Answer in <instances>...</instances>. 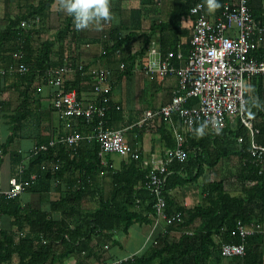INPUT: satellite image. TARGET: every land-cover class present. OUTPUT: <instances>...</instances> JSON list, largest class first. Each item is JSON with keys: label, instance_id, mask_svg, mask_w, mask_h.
<instances>
[{"label": "trees", "instance_id": "1", "mask_svg": "<svg viewBox=\"0 0 264 264\" xmlns=\"http://www.w3.org/2000/svg\"><path fill=\"white\" fill-rule=\"evenodd\" d=\"M57 1L24 0L23 7L16 13L0 17V65L24 64L28 68L24 75L4 76V80L9 77L16 80L17 99L8 121L9 136L5 142L0 140V153H11L14 157L12 176L17 175L20 164L24 163V179L31 174L38 175L36 181L25 189L26 193L47 195L54 192L58 195L57 200L50 201L48 210L24 205L19 197L0 198V220L2 217L13 220L9 231L2 230L0 226V264L9 263L14 257L18 260L17 264H54L61 258L89 251L94 237L111 238L113 233L126 232L134 224H151L150 215L154 214V196L144 187L147 168L142 160H126L119 170L105 167L100 163V148L95 140H83L77 147L59 143L37 154L30 151L25 162L21 161V155L9 152L15 140L28 136L26 132L32 133L34 147L47 145L51 140H58L72 132L83 136L95 135L96 118L88 123L79 121L73 125L72 131L57 134L50 123H42L38 108L29 103L31 97L40 106V97L36 99L35 95L41 96L38 88L48 85V70L68 63L75 66L79 62L76 56H65L69 39L76 33L73 18L67 13L52 39L35 41L48 30L51 9ZM226 1L217 0L220 7L209 13L210 16H218ZM138 2L144 7L131 9L129 17L124 20L121 13L118 16L112 13L111 23L114 25L104 34L102 51L93 61L112 71V91L120 89L122 82L130 80L136 60L146 55L152 40L157 39L164 54L180 48L187 57L189 42L180 44L186 30L183 23L190 20L189 10L195 3H202L208 11L205 0H173L166 20L161 23L159 14L162 5H158L156 0ZM252 2L254 0L248 1L251 15L264 26V0H259L263 5L258 8H253ZM151 16L155 19L150 21ZM148 19L150 26L143 30L142 23ZM1 20L5 23L2 24ZM23 21L27 23V28L20 27ZM136 41H141V45L132 52L130 44ZM20 53L23 54L21 59ZM253 55L264 59V49L258 48ZM120 63H125L123 73L119 72ZM87 66L89 64L85 68ZM252 79L247 82L251 85L254 101L249 93L246 105L252 127L258 132L254 141L264 148V88L260 79L258 83L254 81L257 79ZM35 81L39 83L36 88ZM86 81L76 72L64 77L63 89L65 92L76 90L80 97L83 91H90L84 83ZM196 105L197 102L192 100L185 107ZM49 112H54L52 107ZM122 118V111L110 110L106 116L108 126L112 128ZM144 125L150 126V130L165 141L166 148L171 147L173 129L183 134L182 124L176 116L172 124L163 118H156ZM201 126L204 125L196 123L194 130L185 134L186 162H173L167 168L171 174L164 189L166 212H179L183 222L166 226L148 252L134 256L127 264H264V163L250 154L248 131L238 119H228L226 128L218 136H213L205 126L204 134L198 135L197 129ZM239 138L242 142H238ZM228 162L235 163L234 174L202 183L199 205L186 209L168 195L199 180L207 170L212 171ZM53 164L58 165V170L52 169ZM43 167L45 170H42ZM105 176L109 179V191H105L102 185ZM229 179L240 185L238 195L226 188ZM237 222L258 226L260 233L244 239L233 236L231 232ZM225 243L243 245L244 256L221 257L220 247Z\"/></svg>", "mask_w": 264, "mask_h": 264}, {"label": "built area", "instance_id": "2", "mask_svg": "<svg viewBox=\"0 0 264 264\" xmlns=\"http://www.w3.org/2000/svg\"><path fill=\"white\" fill-rule=\"evenodd\" d=\"M158 4L162 0H156ZM249 0H227L221 13L211 17L202 3H195L189 10L191 22V36L189 39L188 56L184 58L179 51L161 53L157 45L148 47L145 56L136 61L134 70L141 75L156 81H164L170 77L178 79L179 90L172 96L170 102L156 110H147L144 117L136 125L156 118H163L172 124L173 117L180 120L183 134L172 130L173 141L161 155L151 156L144 164L147 168L144 187L154 196V214L150 215L153 225L163 223L165 226L180 225L183 220L179 212H166V196L164 189L167 177L171 174L167 170L173 162L184 163L187 160L185 150V134L192 132L196 123L203 124L207 130L218 136L226 128L227 120L238 119L248 131L250 138V154L264 163V148L258 146L254 136L258 132L252 127V119L248 114L245 88L246 78L264 79V59H259L253 53L258 49L264 38V26L255 21L248 7ZM196 8L197 11L192 10ZM21 28H27L25 21ZM23 54H19L21 59ZM173 61L179 63L174 65ZM81 61L75 66L63 65L47 71L48 86L51 87V107L59 120L67 121V127L72 128V122H92L97 119L95 135L83 136L72 132L58 140H51L47 145L33 147L31 153L47 151L56 144L77 147L83 140H95L100 148L98 153L101 165L112 168L111 156H118L125 160L140 161L141 150L126 141V129H114L108 126L106 116L110 110L121 111L120 105L113 100L111 87L112 71L101 66H87ZM125 63H120L119 72L123 73ZM28 68L24 64L3 67L0 65V77L6 75H24ZM79 72L87 81L90 88L85 98L78 97L76 90L67 92L63 89L64 77ZM196 101L197 105L185 107L189 101ZM238 142H242L239 138ZM25 163L20 164L16 176L9 178L6 189H0V198L15 199L25 189L36 181L38 175L31 174L28 179L23 178ZM58 170V165H52ZM45 170V167L42 168ZM260 233L259 227L253 224L245 225L237 222L233 236L244 239ZM155 244V241L153 242ZM244 246L241 244L225 243L220 247L223 258L243 257ZM136 254L107 261L102 264H127Z\"/></svg>", "mask_w": 264, "mask_h": 264}, {"label": "crops", "instance_id": "3", "mask_svg": "<svg viewBox=\"0 0 264 264\" xmlns=\"http://www.w3.org/2000/svg\"><path fill=\"white\" fill-rule=\"evenodd\" d=\"M23 1L24 0H14V1L0 0V17L1 18L3 17L2 9L10 10L12 14L16 13L19 8L23 7L24 5ZM138 1L139 0H126V1L110 0L111 12L117 16L119 13H121L122 18L124 20L125 18L129 17V11L131 9H135V8L142 9L144 7L141 6ZM158 5H162V3ZM260 5L262 6L263 4H261L259 0H254V2H252L251 4L253 8H258ZM53 7L54 6H52V8ZM58 7L60 8L59 2H58ZM52 10L53 9H51L50 18L48 19L47 22L48 30L41 35L40 39H36L35 40L36 42H38V40L40 41L44 39H50L51 38L50 35L52 33H55L56 29L58 28L57 27L56 29H51L50 24L54 21V18L52 16L53 14ZM153 19H155V17L151 16L150 21ZM161 19L162 18L159 17L160 22L164 23ZM4 23L5 22L2 21V24ZM107 24H109L107 29L100 36H95V37L93 36L90 37L89 34L94 30L95 32L98 31L96 26H93L91 29L83 30V31H77L74 27V31L78 34V36L82 35V37L79 38L74 44V48L75 46L78 47V49L75 48L77 49V52L71 51L70 43L72 37L69 39L68 42L69 45L65 51V56L71 57L76 55L80 60L81 59L87 60L85 64H89V66L91 67L101 66L99 63H97V61L96 62L93 61L97 60V56L102 51V46H103L102 43L105 42L104 39L105 35L103 34L105 32L107 33L114 25L111 22ZM115 24H118V22H116ZM149 26H150L149 21H148V26H146V22H143L141 28L145 30ZM183 26L185 27L186 30H185V35H183L184 37H182L180 40L181 45H184L187 42H189L191 36L190 20L184 22ZM45 36L48 38H46ZM152 44L157 45L158 48L160 49V43L157 41V39L152 40L150 45ZM95 45H98L100 47L97 53H95L94 50ZM140 45H141V41H136L130 44V49L132 50V52L137 51ZM258 45H259L258 48L264 49V38ZM178 49L179 50L177 51H179L182 54V56L186 58L183 55V52L180 50V48ZM168 52H172V51H168ZM161 53L163 52L161 51ZM175 63L178 62L173 61L174 65H179V63L178 64ZM132 73L133 74H131L130 80L126 82H122L120 89L113 90V93L118 92L119 94H121V98L119 99H116L113 94V98H114L113 100L117 105H120L123 114V118L121 119V121H117L114 124L113 128L126 129L125 131L126 141L129 144L140 148L141 160H142V164L144 165L151 156L161 155L167 148L165 147L164 144L165 141H163V139L158 134H154V131L150 130V126L145 127V125L143 126L136 124L142 120L145 111L156 110L161 106L170 102L172 96L179 90L178 88L179 84H178V79L176 77H170L160 82L156 80H150L142 76L140 71L138 70H134ZM248 79L249 78H246L244 85L248 91V94L250 93V97H253L251 93V85L249 84V82H247ZM254 79L252 80L258 83L259 78H254ZM260 80L264 88V79H260ZM16 83H17L16 80H14V78L12 77L7 78L6 80H4V77H0V140L2 142H5L7 137L9 136L8 121H9V117L13 114L15 108V100L17 99V89H15L17 85ZM131 83H133V85ZM135 84H140L141 94H139L138 96L134 94L133 100H131V98H129V94L131 93V91H133L134 93L132 87L135 88ZM38 85L39 83L35 81L34 88L38 87ZM123 91L126 93L125 95H123ZM38 92H41V96L35 95V98L38 99V97H40L41 100L40 106H38L35 103L34 99H31V97L29 98V103L32 105V107L38 108L40 112L39 116H41L40 118L42 120V123L43 124L50 123L53 127V130L57 134H64L72 131V128L67 127V121L59 120L54 114V112H49L51 107V93H52L51 87L48 85H43L40 88H38ZM88 93L89 92L87 91H83L82 95L85 96L86 99L87 98L89 99L91 98V95L90 94L88 95ZM127 101L131 102V105L129 103L127 104ZM252 101H254V97ZM71 124L73 127V125H75L76 122H72ZM152 126H153V122L151 123V128ZM129 132H131V134ZM25 135L28 136L24 137V139L21 138L15 140L9 148V152H12L13 154L21 155L23 157L21 161L24 162L29 158V152L32 150L35 143L34 141L35 139L32 137V133L26 132ZM124 161L126 160L118 156L115 155L111 156L112 169L119 170L121 164ZM13 165H14V157L12 156L11 153L9 154L0 153V189L2 190L7 188V182L9 178L14 177L12 176ZM102 185L105 191H109L110 183L108 177L105 176V179L103 178ZM229 191L233 192L234 194V190H231V188L229 189ZM25 193L26 191H24L19 196V199ZM27 194H29L28 202H22L21 200L20 201L24 205L31 204L32 206H39L42 210H48L50 206V201H55L58 199V195L54 192L47 195H36L30 193ZM168 195H170V197L173 198L175 202H177L179 205H182L186 209L193 208L194 206L199 205L202 200L201 187L184 186L173 190ZM0 221H1L0 226L2 230L9 231L11 229V223L13 221L11 218L2 217ZM165 227L166 226L163 223H159L158 225L154 226L153 222L151 224H134L131 227H129V229L126 232L113 233L112 234L113 236H111V238H106L104 236L94 237V239H92V242L89 245V251L84 250V252L82 251L78 254L71 255L66 258H61L60 261L54 264H102L104 262L117 260L120 258L130 256L132 254H136V255L145 254L152 247L155 238L159 234L163 233ZM262 250L264 252V240H263ZM17 262H18L17 258L14 257L11 262L4 264H17Z\"/></svg>", "mask_w": 264, "mask_h": 264}, {"label": "rangeland", "instance_id": "4", "mask_svg": "<svg viewBox=\"0 0 264 264\" xmlns=\"http://www.w3.org/2000/svg\"><path fill=\"white\" fill-rule=\"evenodd\" d=\"M14 1V0H13ZM58 2H59V0H58ZM58 2L56 3V4H54L53 6V10H52V16H53V18H54V21L50 24L51 25V29H56L57 27H58V25H59V23L61 22V20L65 17V15H66V12L65 11H63L62 9H60L59 7H58ZM23 3H24V1H23ZM162 12H161V14H159V16H160V18H162L161 20L164 22L165 20H166V18H167V13H166V11L167 10H169L170 8H171V4H172V0H162ZM158 8H160V7H158ZM2 9V8H1ZM8 11V12H7ZM13 11V10H12ZM10 14V15H13L12 14V12L10 11V10H3L2 9V15L4 16V14ZM148 21H149V19L147 20V21H145L146 22V26H148ZM108 25L109 24H107V23H103L101 26H99V27H97V32H95V30L94 31H92L90 34H89V36L91 37V36H93V37H95V36H100L106 29H107V27H108ZM50 34H51V32H50ZM104 34H106V32L104 33ZM103 34V35H104ZM51 39L54 37V33H52L51 35ZM87 36V35H86ZM46 37V36H45ZM44 37V38H45ZM82 37V35H79L78 36V34L77 33H75V34H73V36H72V40H71V43H70V49H71V51L72 52H77V49H78V47H76L75 46V48H77V49H75L74 48V44L76 43V41L79 39V38H81ZM46 38H48V37H46ZM99 49H100V47L98 46V45H95V47H94V50H95V53H97V51H99ZM76 56V55H75ZM77 58H78V56H76ZM78 60L79 61H81L82 60V62L83 63H86L87 62V60H83V59H79L78 58ZM85 61V62H84ZM133 82V81H132ZM132 85H133V83H131ZM133 88V90H134V93H133V91H131V93L129 94V98H131V100H133V95L135 94L136 96H138L139 94H141V91H140V84H135V88L134 87H132ZM138 89V90H137ZM139 92V93H138ZM114 94V96H115V98L116 99H119V98H121V94H119L118 92H114L113 93ZM126 93L123 91V95H125ZM114 99V98H113ZM140 101V100H139ZM130 104L131 105V102H129V101H127V104ZM129 106V105H128ZM130 134H131V132H129ZM234 171H235V163L234 162H228V163H226V164H221V165H218V167H216L215 169H213L212 171H209V170H207L206 172H205V174H204V176L203 177H201L199 180H197V181H195L194 183H191L190 185H187V187L189 186V187H201V185H202V183L203 182H206V181H212V180H218V179H220V178H222L223 176H225V177H228L229 175H230V173H233L234 174ZM226 188L229 190L230 188H231V190H234V195H238V193H239V189H240V185L238 184V183H236V181L235 180H233V179H229V181L227 182V184H226ZM236 190V191H235ZM232 194H233V192H231ZM28 197H29V194H27V193H25V194H23L21 197H20V200L22 201V202H28ZM228 261V260H227Z\"/></svg>", "mask_w": 264, "mask_h": 264}, {"label": "clouds", "instance_id": "5", "mask_svg": "<svg viewBox=\"0 0 264 264\" xmlns=\"http://www.w3.org/2000/svg\"><path fill=\"white\" fill-rule=\"evenodd\" d=\"M209 13L220 7L217 0H205ZM60 8L73 18L74 27L77 31L99 27L103 23H109L113 19L110 8V0H59ZM204 5H198L201 8ZM196 12L197 9L192 10ZM198 135L204 134V126L197 129Z\"/></svg>", "mask_w": 264, "mask_h": 264}]
</instances>
